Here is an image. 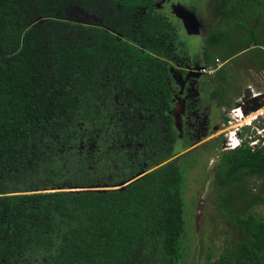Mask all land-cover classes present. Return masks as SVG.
I'll use <instances>...</instances> for the list:
<instances>
[{"label":"trees","instance_id":"obj_1","mask_svg":"<svg viewBox=\"0 0 264 264\" xmlns=\"http://www.w3.org/2000/svg\"><path fill=\"white\" fill-rule=\"evenodd\" d=\"M213 1L203 68L261 53L264 0ZM156 4L0 0V264H126L153 241L161 264H189L185 190L200 159L186 158L203 148L175 159L181 45ZM73 8L99 22L70 20ZM228 78L202 86L220 107ZM256 147L242 140L213 169L209 209L230 237L207 264H264V186L252 199L242 186L264 179V138Z\"/></svg>","mask_w":264,"mask_h":264},{"label":"rangeland","instance_id":"obj_2","mask_svg":"<svg viewBox=\"0 0 264 264\" xmlns=\"http://www.w3.org/2000/svg\"><path fill=\"white\" fill-rule=\"evenodd\" d=\"M214 2L157 0L156 4L157 11L176 25L175 33L181 45L177 51L178 62L171 68L174 71L179 70L176 73L181 86V97H176L173 111L178 129L175 159L192 150L203 148L201 153L199 151V157L196 156L197 150L186 158L188 163L200 159L196 167L189 169V183L185 190L187 218L189 216L194 222L190 231L196 232V238L192 240V245L186 252L189 264H207L208 253L217 258L225 249L224 242L230 237V233L225 232L227 227L217 221L216 215L209 209L216 194L212 180L219 155L224 150L236 148L242 140L249 141L251 146L257 148L255 142L258 141L254 140L264 135V67L258 63L255 56L256 52L260 53L261 50L246 51L228 61L221 58L217 60V66L213 67L219 69L217 73L223 70L229 75L228 80L220 85L223 86L220 98L227 103L225 106L220 107L218 97L208 95L202 90L205 80L209 79L207 85L211 87L217 74L204 73L202 70L203 38L215 24L210 17ZM67 17L86 25L99 22L97 18L79 8L71 9L67 12ZM262 49L260 54L263 58L260 60L264 64V46ZM246 88L250 89L252 96H260L259 102L263 104L260 110L252 112L251 103V106L242 104ZM244 113L247 114L245 117ZM224 117L227 122L223 120ZM190 146L191 148L187 149ZM207 161L208 165L204 167ZM242 182L250 199L258 196L264 186V179L258 176L246 177ZM255 210L264 215V205L255 206ZM162 262L159 244L153 241L148 248L145 245L139 247L132 260L126 264Z\"/></svg>","mask_w":264,"mask_h":264},{"label":"water","instance_id":"obj_3","mask_svg":"<svg viewBox=\"0 0 264 264\" xmlns=\"http://www.w3.org/2000/svg\"><path fill=\"white\" fill-rule=\"evenodd\" d=\"M259 100H260V96L252 97L250 89L246 88V89L244 90V98H243V102H244V103H248V102H249V103H251V104L253 105V107H252V109H251L252 112H256V111H258V110H260V109L262 108L263 104H261V103L259 102ZM244 115H247V114L244 113ZM126 185H127V184H123V185L121 186V188H124ZM80 189L83 190L84 188H80ZM80 189H77V190H80ZM92 189L102 190V188H99V187H94V188H92ZM103 189L106 190V189H108V188H103Z\"/></svg>","mask_w":264,"mask_h":264},{"label":"built area","instance_id":"obj_4","mask_svg":"<svg viewBox=\"0 0 264 264\" xmlns=\"http://www.w3.org/2000/svg\"><path fill=\"white\" fill-rule=\"evenodd\" d=\"M202 70H203L204 73H209V74H213L215 72V70L213 68H211V67L210 68H203ZM255 141H257V140H255ZM256 143H258V142H255V144Z\"/></svg>","mask_w":264,"mask_h":264},{"label":"clouds","instance_id":"obj_5","mask_svg":"<svg viewBox=\"0 0 264 264\" xmlns=\"http://www.w3.org/2000/svg\"><path fill=\"white\" fill-rule=\"evenodd\" d=\"M263 138H264V135H262L260 139H257V141L260 142ZM239 145H240V144L238 143V146H239ZM238 146H236V147H238Z\"/></svg>","mask_w":264,"mask_h":264},{"label":"flooded vegetation","instance_id":"obj_6","mask_svg":"<svg viewBox=\"0 0 264 264\" xmlns=\"http://www.w3.org/2000/svg\"><path fill=\"white\" fill-rule=\"evenodd\" d=\"M252 97H255V96H252ZM242 104H243V105H247V104H248V105H250V106H251V104H250L249 102H248L247 104H246V103L244 104V103L242 102ZM259 114H260V113H259ZM243 116L245 117V115H244V114H243Z\"/></svg>","mask_w":264,"mask_h":264},{"label":"bare ground","instance_id":"obj_7","mask_svg":"<svg viewBox=\"0 0 264 264\" xmlns=\"http://www.w3.org/2000/svg\"><path fill=\"white\" fill-rule=\"evenodd\" d=\"M260 114H262V113H260Z\"/></svg>","mask_w":264,"mask_h":264}]
</instances>
